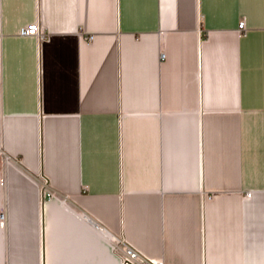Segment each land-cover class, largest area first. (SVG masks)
<instances>
[{
	"label": "crops",
	"instance_id": "1",
	"mask_svg": "<svg viewBox=\"0 0 264 264\" xmlns=\"http://www.w3.org/2000/svg\"><path fill=\"white\" fill-rule=\"evenodd\" d=\"M0 171V264H264V0H0Z\"/></svg>",
	"mask_w": 264,
	"mask_h": 264
},
{
	"label": "built area",
	"instance_id": "2",
	"mask_svg": "<svg viewBox=\"0 0 264 264\" xmlns=\"http://www.w3.org/2000/svg\"><path fill=\"white\" fill-rule=\"evenodd\" d=\"M239 28L243 30L245 28V20H241ZM22 35H31L38 38L45 37V29L40 25L38 21L29 23L28 25L21 28ZM93 35H89L88 39L91 40ZM3 179L2 171H0V182ZM41 187L45 198L51 199L57 197L55 190L51 187L48 177L45 174L41 175ZM252 192H247L246 196H251ZM1 219H4V213L1 214ZM120 241H123L122 237L114 238V245L118 248L121 247L122 264H164L163 259L156 257H149L141 254L130 245H120Z\"/></svg>",
	"mask_w": 264,
	"mask_h": 264
}]
</instances>
